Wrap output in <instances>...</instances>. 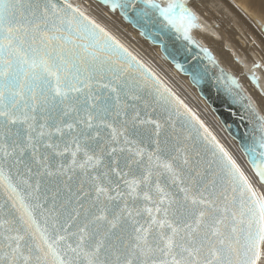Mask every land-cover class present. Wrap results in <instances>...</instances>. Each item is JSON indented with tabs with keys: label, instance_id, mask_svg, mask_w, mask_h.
<instances>
[{
	"label": "snow or ice",
	"instance_id": "6c2138e0",
	"mask_svg": "<svg viewBox=\"0 0 264 264\" xmlns=\"http://www.w3.org/2000/svg\"><path fill=\"white\" fill-rule=\"evenodd\" d=\"M187 2L102 0L200 85L207 67L188 71L163 39L174 30L218 67ZM245 107L264 185V116ZM0 264H264V190L71 0H0Z\"/></svg>",
	"mask_w": 264,
	"mask_h": 264
},
{
	"label": "bare ground",
	"instance_id": "6f19581e",
	"mask_svg": "<svg viewBox=\"0 0 264 264\" xmlns=\"http://www.w3.org/2000/svg\"><path fill=\"white\" fill-rule=\"evenodd\" d=\"M78 2L85 13L136 53L204 122L235 158L257 191L264 190L252 171L238 142L200 95L197 88L175 63L163 53L159 44L141 34L140 28L113 12L102 0ZM166 6L168 0H158ZM187 6L197 17L199 27L192 37L206 48L216 63L239 82L259 115L264 116V0H188ZM254 65H259L254 67ZM258 78L252 79V74Z\"/></svg>",
	"mask_w": 264,
	"mask_h": 264
},
{
	"label": "water",
	"instance_id": "95a60500",
	"mask_svg": "<svg viewBox=\"0 0 264 264\" xmlns=\"http://www.w3.org/2000/svg\"><path fill=\"white\" fill-rule=\"evenodd\" d=\"M71 3L73 5L78 6L80 8V10L82 12H84V10L81 8V6L79 5L78 2L71 1ZM85 14L87 16H89L88 13H85ZM178 37H179L178 33H176L174 30L169 29L167 31V34L163 37V39H164L165 42H167L168 47H169L170 50L179 49V54L177 55V60H178V62L180 64L185 65V68L188 71H191L192 68L196 67L197 65L201 66L202 68L204 66L207 67V75L204 78V82L202 84H200V85H197L195 82H193V79L188 74V72L182 71L181 69L180 70L184 74L188 75L190 81L197 88V90L200 93V95L209 103V105L212 108V110L218 115L219 119L221 120V122L226 127V129H227L228 133L230 134V136L232 138H234L238 142V145H239L241 151L245 154L244 146L251 141V136H252V132L254 130V122H255V116L249 110V108L245 107V105L250 103L251 106L253 108H255L254 105L250 102L249 98H247V96L242 92V90L240 88H239L240 95H242L244 97V99H239L238 97L233 96L228 91V89L230 87H233V86L228 84V83H224V82H222V81L217 79V77L220 76V70L222 68L217 63L216 64L218 65V67H214L206 59H203L202 58L203 57V53L199 52L197 50V48H195V47H191V51H184L183 48L190 47V46L187 45V43L185 41H183L182 39H179ZM116 39H118V38L116 37ZM157 39L159 40L160 38H157ZM120 43H122V42L120 41ZM156 44L160 45L161 50L163 51L164 55L166 56L165 50H164V47H162V44L160 42H156ZM123 45L133 55H135L139 60H141L143 62V60L136 53H134L131 49H129L125 44H123ZM194 57H201V58L200 59H194ZM168 59L171 62H173L172 59H170V58H168ZM143 63L148 68H150L145 62H143ZM152 72H154V71L152 70ZM223 72H224L225 77H227L228 74L224 70H223ZM156 76L159 77L157 74H156ZM159 79L163 82L164 85H166L168 88H170L160 77H159ZM233 91H236V89L234 87H233ZM250 121H253V122H250ZM208 130L212 133V135L215 136V134L209 128H208ZM216 139L220 142L221 145H223L222 142L217 137H216ZM223 147L226 149V147L224 145H223ZM245 157H246L247 162L249 163L252 171L256 174L255 169L253 168V165L249 162V157L246 154H245Z\"/></svg>",
	"mask_w": 264,
	"mask_h": 264
},
{
	"label": "rangeland",
	"instance_id": "374dc122",
	"mask_svg": "<svg viewBox=\"0 0 264 264\" xmlns=\"http://www.w3.org/2000/svg\"><path fill=\"white\" fill-rule=\"evenodd\" d=\"M176 92V91H175Z\"/></svg>",
	"mask_w": 264,
	"mask_h": 264
}]
</instances>
